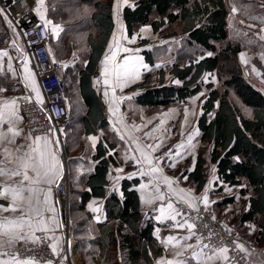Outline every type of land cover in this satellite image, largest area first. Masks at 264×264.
<instances>
[{
	"label": "trees",
	"instance_id": "1",
	"mask_svg": "<svg viewBox=\"0 0 264 264\" xmlns=\"http://www.w3.org/2000/svg\"><path fill=\"white\" fill-rule=\"evenodd\" d=\"M235 1L250 4L248 0ZM45 6L47 19L59 31V37L54 41L51 27L47 24L54 58L59 60L58 56H66L72 49L85 46L83 63L70 62L66 67L62 64L69 114V84L66 76L71 68L74 70L78 67L72 74L76 73L77 92L83 105L81 133L87 136L98 134L101 129L105 131L94 149L89 146L92 150L88 152L95 164L87 173H83L82 189L75 191L79 184L74 185L77 215L71 222L82 263L154 264L163 249L153 234L154 221L143 216L140 209L139 194L134 188L139 179L124 178L120 191H109L107 188L109 168L118 164L117 151L110 152L115 148L116 141L109 136L105 104L92 80L98 73L99 63L115 29L113 2L45 0ZM230 12V0H134L132 4L125 5L122 16L128 36H133L142 26H150L154 33L163 37L181 35V42L184 43L178 47L175 60L168 65V83L165 68L154 67L153 51L143 50L153 70L145 72L143 81L131 88H140L135 94V100L146 107L185 102L207 89L197 122L200 138L211 143L209 160L215 164L218 178L230 186L241 185V195L249 193V209L242 213L236 226L241 229L243 222H253L258 229L252 239L255 244H262L264 93L241 71L239 54L245 43L242 36L230 35ZM81 34L84 39H81ZM8 37L10 30L0 14V49ZM142 42L147 44L149 40L143 39ZM185 46L195 49L190 56L183 51ZM209 52L213 55L208 56ZM201 56L203 59H200ZM217 72L223 75L221 88L210 79L205 80L207 74ZM175 80L181 83L176 84ZM0 83L3 85L4 82L0 80ZM71 159H74V155ZM82 159L77 160L82 164L87 162ZM206 161L198 155L194 169L188 172V181L196 189L204 186ZM91 197L104 199L106 214L104 221L93 226L89 225L93 219L92 213L86 207ZM233 200L234 197H229L224 201Z\"/></svg>",
	"mask_w": 264,
	"mask_h": 264
},
{
	"label": "crops",
	"instance_id": "2",
	"mask_svg": "<svg viewBox=\"0 0 264 264\" xmlns=\"http://www.w3.org/2000/svg\"><path fill=\"white\" fill-rule=\"evenodd\" d=\"M248 1L250 2V4L244 5L243 2L230 0L231 12L228 18V23L230 29V17L234 15L239 18L238 21L240 23H238L236 27L240 26L239 28H237V30L240 31L236 33L237 35H240L244 38L246 49L248 48L255 51L254 50L255 43L257 44V40L252 41L250 38H253V36L255 37V39L257 38V35L253 30V26L258 27L259 29H262V31H264V23H261V21H264V19L261 20L259 18V15L261 16L262 14H264V0H248ZM43 5L45 6V0ZM125 5L127 4L122 5L121 14L123 11V7ZM123 23H124L123 28L126 31V25L124 20ZM246 30L249 32H247ZM113 40L114 38L112 34L106 46L105 53L99 63L98 73H96V75L93 77L92 80L93 86L95 87L96 91L101 95V98L105 104V114L108 120L107 128L109 129V131L113 132V134L116 136L114 139V141H116V146L114 149H111L110 152L114 153L115 151H117V156L120 157L121 159L120 162V160L117 158L118 164H113L109 168V171L107 173V178L109 180V184L107 186L108 190L120 191V184L124 178L139 179V182L136 185H134V188L137 190L139 194L140 209L143 212V216H145L147 219H152L154 221L153 234L163 249L162 252L154 260V264H169V261H171V264H177V262L180 260H186L187 264H230L227 259L209 260L207 256L205 257L193 256L194 250L196 252H199L203 248L200 246L199 241L195 235H193L190 240L185 241L183 239L184 236L189 235V230L186 226L183 228L175 226L177 222L184 223L185 220H188L186 215L180 208L183 201L177 202V193L179 192L180 189H184L185 201H191L195 203L197 202V200L202 201V199L199 198L202 197L205 189H208L209 204L212 205V207H214V209H216L218 213H220V215L224 216L226 214L227 216L226 219H228L229 222L232 223H236L235 221H233L234 218L236 219V221H238L241 218L242 213L249 209V193L241 195L239 194V189L241 185L230 186L218 178L216 166L215 164H212L209 160V151H210L211 143L207 140H202L200 138V130L196 122L193 131L190 132L186 131L183 133L181 132L177 134L175 138L171 137V139L173 140L176 139L175 147H177V150H175L171 154V156L167 159L168 163L166 162L164 164H161L162 159L160 161L161 163H159L162 172L157 173V175L168 177L170 180L173 181L171 188H169V186L166 183H164L163 180L159 181V187L161 193L164 194L165 199L163 201L154 199L152 203L145 202L149 196L155 195L154 184H156L157 181L153 180L152 176H142L140 174L141 168L142 167L147 168L148 165L146 163L143 165L138 164L136 163V159H133V157L140 158L139 157L140 155L136 153L135 143L133 142L131 143L130 139L126 141V137H127L126 114H125L126 112L122 110L123 106L122 105L119 106L120 107L119 111L116 114H112L111 118H109L107 109L113 106V104L110 103L112 99V93L110 91L108 97H105L103 95L105 85L103 83L104 76H102L101 73L107 72L109 74V78L111 81V78L114 75L115 70H117L115 64L116 53L113 50L114 49ZM261 40H263L264 42V39ZM251 50L249 52H251L252 54L253 51ZM244 51L245 49L243 50V52ZM241 53L242 51L240 52V54ZM29 63L30 64L27 66L30 67V70L26 68L24 63H22L20 73H22L24 81H26L36 93L38 91L41 94L40 86L38 89L36 85L32 84L33 82L31 79L32 78L31 74H34L36 81L37 78L34 70L32 69L30 59H29ZM111 71H113V74L111 73ZM253 74L259 80L260 85L258 86L253 81H251L250 79L249 80L253 82L256 85V87L261 89L264 93V68L261 69L258 74L256 72H254ZM122 86L123 88H126V83H124ZM118 92H116V96H118L117 95L119 94ZM18 97L19 95L18 93H15V89L13 92H10L9 94H7L6 92H0V108L4 107L5 101L9 102L8 106L14 108L17 112V117L12 124L13 131L20 130V135L15 137L13 144H7V142L3 141V139L0 138V169L15 170L18 166V161H17L18 153L16 152V148L26 144H32L35 140V137H32L24 126L23 117L19 112ZM13 100H15V104L11 103V101ZM121 116L123 117L124 120L122 123L120 122ZM8 127H9L8 124H4L2 130L6 132ZM102 134H104L103 129H101L98 134L87 135L89 144L93 149L96 147ZM93 136L97 137L95 143L89 139V137H93ZM121 136L124 137L123 140L120 139ZM160 138L161 137H159L158 139ZM49 139L50 141H52L49 147L53 151L56 161L60 165V170L58 173V179L56 180L55 184L51 186V193L49 195V203L53 207L54 211L50 213H46L45 216L46 217L52 216L54 218V222L57 225H59L55 233L48 232L50 238V245H52L53 243H56L58 245V254H53L54 259H46L40 261L22 258V257H19V259L21 261L30 260L31 264H46V262L49 260H51L53 264H83L80 256V249H79L80 247L77 240L74 237L73 229L70 230L69 228L66 230L62 209L59 202L57 185L63 181L66 173L63 166L64 153L59 144H56L55 141H53L50 137ZM183 140H186L185 141L186 146H189L190 150H192V153L193 151L195 153V158H193L191 160V164L187 166L182 163L183 159L181 158L182 155H180L181 149H179L181 148L179 147V145L183 142ZM165 142L166 141H163L162 139L158 141L159 144L162 143L165 144ZM128 147H131L130 151H132V157L129 156L128 159H126L127 157L126 148ZM5 148L8 149L7 152H5ZM25 150L26 149H21V151H25ZM148 154H149L148 156L151 157L149 151ZM198 155H201L207 160L206 163L204 164V171L206 172L204 178L205 182H204V186L201 189H196V186L188 181V172H191L194 169ZM152 160H153V164L157 163L154 162V158H152ZM82 161H87V160L82 159ZM91 162H92V166L90 169H92L93 165L95 164L94 161ZM126 163L128 164L127 166ZM84 164H88V163L84 162ZM29 175L30 176L32 175L30 170H29ZM21 179L22 177L11 176V175H0V204H3L5 207H8L12 203V197L10 195L8 200H4L3 195L9 186H15L16 183ZM150 181L152 182L150 183ZM229 197H234V200L232 202H225L224 200H226ZM169 199L173 203L174 207L179 209L183 214L182 216H177L176 220H171L169 218L170 215L174 214L172 210L167 208V203L169 202ZM16 204L21 209L24 210H27L29 207L26 197L17 198ZM162 205L164 206L163 215H161V212L159 211ZM86 207L92 213V218H93L92 220L94 224L105 220L106 214L104 211L103 198L91 197L87 201ZM20 215H21L20 211H16V212L0 211V216L11 218L13 216L18 217ZM157 217H160V219H157ZM258 218H260V215H258ZM30 223H31V227H25L23 229L17 230V234L21 237V239L19 240L24 239L23 237L25 236H27L28 239H35L36 233L43 229V225H40L38 223V218L31 219ZM241 229L243 230L242 232L248 235L250 239L249 244L244 245L243 247L249 250L251 257L254 260L264 264V242L262 244H255L254 240L252 239L253 235L258 229L257 226L253 222L246 221L243 222ZM53 235H55L59 239L53 240L52 239ZM171 236H174L177 239L170 240L169 237ZM189 244H191L193 247L189 248L188 247ZM8 250L10 251V249ZM203 251L208 255L212 254L211 250L203 249ZM176 253H181L182 255L178 256L176 255ZM222 255L227 257L226 253H223ZM4 259H9V257L0 256V260H4ZM9 264H11V260H9Z\"/></svg>",
	"mask_w": 264,
	"mask_h": 264
},
{
	"label": "rangeland",
	"instance_id": "3",
	"mask_svg": "<svg viewBox=\"0 0 264 264\" xmlns=\"http://www.w3.org/2000/svg\"><path fill=\"white\" fill-rule=\"evenodd\" d=\"M113 2V14L115 18V31L113 33V50L116 53V60L115 64L117 69L121 68L125 63V58H127V63L129 65H137L139 67L140 75L138 78H135L132 82L126 83V88H123V92L120 91V89H116L117 97L125 96V97H131L130 100H124L122 102L118 101L116 104H114L112 107L120 109L119 106H123L122 110L126 113V129H127V137L126 141L128 139L131 140V143H135V147L137 149V146L140 147L141 151L144 155L148 156V151L152 158H154V162L156 161V157H161V153L163 151L168 152V156L164 159H162V163L164 164L167 162V159L171 156V154L177 150V147H175L176 139H171V137L175 138L177 134L183 133V132H190L194 130V126L196 125V122H198V118L202 112V103L205 99L207 89H203L198 94L194 95L193 97H190L185 102H179L175 104H170L167 106H153V107H146L143 105H140L135 100V94L140 91L139 87L131 88L133 85H136L143 81L144 73L150 70H153L152 66L147 63L145 56L143 54V50L148 49L153 51L154 54V60H155V68L156 65H160L159 67L165 68L166 75H167V83L170 82V75L168 74L169 71V64L172 63L176 55L175 53L178 50V47L183 43L181 42V35H176L173 37H163L161 35H158L157 33H154L151 30L150 26H142L140 27L137 32L133 36H128L127 30H124V23L122 19L121 14V8L122 5L125 4L123 0H111ZM134 0H128L127 4H132ZM241 9V7H240ZM243 10V9H242ZM47 8L44 5H41L38 0V5L36 7V13L40 16V18L51 27L52 37L55 41L59 37V31L57 29V26L53 25L51 21H49L46 17ZM264 15V14H262ZM260 16L259 18L261 20L264 19V16ZM43 17V18H42ZM238 17L232 15L230 17V35L236 36L237 33L240 30H237L240 26L236 27L238 23ZM9 28V24L7 26ZM11 27V26H10ZM143 29V31H141ZM172 29H178L177 27H172ZM10 30V37H8L5 42L4 46L0 49V80H2V83H0L1 87L5 89L7 94L10 92H13L15 89V93H18L20 95L23 92V87L21 86L20 82L24 80L22 73H20L21 70V64L24 63L27 69L30 70L29 65V59L31 61L30 56L28 55V52L25 48V44L23 41V38L21 34L15 30L13 27L9 28ZM253 30L255 34L257 35V38L253 36V38H250L252 41L257 40V44L255 43V51L251 49H246L242 53L245 54V60H241V56L239 54V61H240V68L243 74L253 81L256 85H260L259 80L254 76V72L257 74L260 72L261 69L264 68V42L261 40V35L264 36V31L262 29H259L258 27L253 26ZM247 31V30H246ZM249 32V31H247ZM77 37H80L78 35ZM81 39H84V35L81 34ZM143 39H148L149 43L144 44L142 41ZM195 49L190 47H183V51H185L187 56H190L192 52ZM253 51L251 52L249 51ZM7 52L8 56H3V53ZM85 46H83L81 49L74 48L71 50L70 53H68L66 56L63 54L62 56H58L59 60L62 62V64L66 67L70 62H79L80 64L83 63L84 57H85ZM61 57V58H60ZM140 61L143 63H146L148 65V68L145 69L143 67H140ZM77 62V63H78ZM76 63V64H77ZM20 67V68H19ZM76 68V69H75ZM74 70L69 71L68 75L66 76L67 82L69 84V90L67 92V95L70 100V114L68 118V122L63 125L58 130V134H56V138L59 140V145L63 150L64 153V170L65 173V189H66V202H65V209H64V215L65 218H67L68 228L73 229L72 226V218H74L77 215L76 208L77 206L75 204V199L77 197V194L74 193V187L75 191L76 189H82V181H83V173H87L88 170L91 168V161H95L91 158V150L90 144L88 141V137L81 133L82 130V117H83V105L82 102L78 96L77 87H76V73H73V71H77L78 67H75ZM111 68V67H110ZM255 68L256 71H252V69ZM33 69V68H32ZM111 70V69H110ZM33 72V71H32ZM113 74V71H111ZM222 73L217 72L213 73L212 75L207 74L205 76V80H213L215 86L218 88H221L222 86ZM32 84L36 85L39 89V85L34 77V74H31ZM27 78V77H26ZM154 78V77H153ZM110 79V78H109ZM155 79V78H154ZM111 82V81H110ZM9 84V87H7ZM29 86V84H28ZM30 87V86H29ZM31 88V87H30ZM111 90H109L110 93ZM203 93L204 95H201ZM185 109H187V119H185ZM109 118H111L113 112H110L109 109H107ZM117 113V112H116ZM115 113V114H116ZM123 117H120V122L122 123ZM161 121L163 123H161ZM146 125V127L144 126ZM135 126H140L139 130ZM103 133L105 134V131L103 129ZM110 137L112 139H115V135L113 132H109ZM107 133V134H109ZM145 133H151V136H145ZM103 135V134H102ZM44 136V135H41ZM163 136V137H162ZM163 141H166L165 144H159L158 141L160 139ZM178 137V136H177ZM158 139V140H157ZM186 140H183L181 143L184 145V147H181L180 155H182V163L187 165L191 164V160L195 158V153L192 150H190L189 146H186L185 143ZM147 144H159L160 147L155 152L152 151V149L147 148L145 145ZM180 144V145H181ZM179 145V146H180ZM90 146V147H89ZM23 149V148H22ZM87 149V150H86ZM131 147L126 148V159L128 157H132V151H130ZM171 150V151H170ZM89 151V152H88ZM141 151H137L136 153L140 155L141 157ZM140 153V154H139ZM74 155V159H71V156ZM191 155V157H190ZM150 157V156H149ZM78 158H84L87 160L88 164H82L80 161L78 162ZM117 158L120 160V157L117 156ZM168 163V162H167ZM128 164L126 163V166ZM78 183L79 185H76ZM76 185V186H74ZM188 185V184H187ZM196 203V202H195ZM214 209V207H213ZM215 213L219 216L227 218L226 214L220 215L216 209H214ZM228 220V219H226ZM232 220V219H231ZM229 221V220H228ZM233 221L235 225H237V221L234 218ZM89 225L93 226L94 222L93 220L90 222ZM240 229V228H239ZM241 231H243L241 229ZM243 233V232H242ZM23 240H19L15 244L21 243ZM11 249V248H10Z\"/></svg>",
	"mask_w": 264,
	"mask_h": 264
},
{
	"label": "built area",
	"instance_id": "4",
	"mask_svg": "<svg viewBox=\"0 0 264 264\" xmlns=\"http://www.w3.org/2000/svg\"><path fill=\"white\" fill-rule=\"evenodd\" d=\"M37 5L38 0H0L1 15L7 26L9 24V28L13 27L21 34L41 90V94L37 96L26 81L20 82L23 92L18 97V106L24 126L32 137L47 135L56 141L59 128L65 125L69 118L66 82L62 76V63L54 58L51 52L48 25L36 13ZM40 100L43 103H40ZM165 153L168 152L161 153L163 159L166 158ZM64 185L65 179L57 185V189L67 230L69 228L64 215L67 194ZM195 207L200 209L199 213L189 208L187 202L180 206L190 223H193L190 217H196L192 230L202 248L205 244L209 245L205 250H211L213 247L227 248V260L230 264H263L254 260L249 250L243 247L249 244V236L242 233L234 223L217 215L210 204L205 210L201 200H197ZM48 232L40 230L35 239L23 240L15 244L10 251L22 258L34 257L36 261L54 259Z\"/></svg>",
	"mask_w": 264,
	"mask_h": 264
},
{
	"label": "snow or ice",
	"instance_id": "5",
	"mask_svg": "<svg viewBox=\"0 0 264 264\" xmlns=\"http://www.w3.org/2000/svg\"><path fill=\"white\" fill-rule=\"evenodd\" d=\"M125 4L128 3V0H123ZM39 3L43 5L44 0H39ZM0 14H2V10H0ZM43 18V17H42ZM11 23V21H10ZM261 23H264V21H261ZM199 27V25H197ZM143 31V29H141ZM261 39H264V36L260 37ZM208 56H212L213 53L209 52L207 53ZM3 56H8L7 52L3 53ZM241 60H245V54L241 53ZM200 59H203V56L200 57ZM264 59V57H262ZM198 62V61H197ZM140 67H143L145 69L148 68V65L146 63H143L140 61L139 64ZM160 65H156V67H159ZM252 71H256L255 68L252 69ZM102 76H104L103 83L105 85L103 95L105 97L109 96V90H111L112 93V99L111 104H116L118 101L122 102L124 100H130L131 97H125V96H116V89H120L121 92H123V84L124 83H130L135 78H138L140 75L139 67L137 65H129L127 63V58H125L124 65L115 70L114 75L111 78V82L109 79V74L107 72L101 73ZM176 84H180L181 81L175 80ZM5 91L4 88L0 87V92ZM37 96L40 95V93L37 91ZM201 95H204L201 93ZM7 101L4 102V107L0 108V138L3 139V141L7 142V144H13L14 139L16 136L20 135V130L13 131L12 124L15 121L17 117V112L14 108H11L8 106ZM12 104H15V100L11 101ZM40 103H43L42 100H40ZM110 112H113L114 114L119 111L118 108L110 107ZM187 109H185V119H187ZM161 123H163L161 121ZM8 124L9 127L7 131H3V125ZM146 127V125H144ZM137 130H139L140 126H135ZM145 136H151V133H145ZM90 140H92L94 143L97 140V137H89ZM121 140L124 139L123 136L120 137ZM52 143L50 141L48 136H37L35 137V140L32 144H26L23 146H19L16 148L17 155V161L18 166L15 170H7V169H0V175H11V176H17L22 177L20 181L16 183L15 186H9L6 190V192L3 195L4 200L9 199V195L12 197V203L5 207L3 204H0V211L3 212H16L20 211L21 215L16 217H5L0 216V256H6L9 257V259L0 260V264H9V260H11V264H31L30 260H24L21 261L19 259V256L17 253L11 252L8 249L15 246V243L21 239V237L17 234V230L23 229L25 227H31V219L38 218V223L40 225H43L44 231H49L52 233H55L57 225L54 222V218L52 216L46 217V213L53 212L54 209L49 203V195L51 193V186L55 184L56 180L58 179V173L60 170V165L56 161L55 155L53 151L50 149L49 145ZM56 144H59V140L57 139L55 141ZM94 146V144H93ZM147 148L152 149L153 152H155L157 149H159L160 145L156 144H147L145 145ZM179 147H184V145H180ZM26 149L25 151H21V149ZM137 151H141L140 147L137 146ZM8 149L5 148V152H7ZM171 151V150H170ZM168 153L164 154V157H167ZM136 163L138 164H147V168H141L140 174L142 176H152L153 180L157 181L156 184H154V196H149L148 199L145 201L146 203H152L154 199L163 201L165 199V196L163 193H161L160 187H159V181L163 180L164 183H166L169 188H171V185L173 183L172 180H170L168 177L157 175V173H161L162 169L159 166V163L162 157H156L157 163L153 164V160L151 157L146 156L141 151V157L135 158ZM235 159L239 160V157H236ZM174 166V165H171ZM29 170L31 171L32 175H29ZM122 171V170H120ZM27 182V183H25ZM152 181H150L151 183ZM47 186V187H46ZM143 187V186H142ZM190 191V190H189ZM185 190L180 189L177 193V202H187L189 208H193L197 213H199L200 209L195 207V203L191 201H185L184 196ZM26 197L28 201V209L24 210L21 209L16 204V199ZM199 199H202L204 208L207 210L209 206V199H208V189H205L202 197ZM214 203V202H213ZM167 208L172 210L174 214L170 215L171 220H176L177 216H182V212L175 208L171 200L169 199V202L167 203ZM161 212V215L164 213V206L162 205L159 209ZM27 217V219H26ZM157 219H160V217H157ZM190 219L193 221V223H189L188 220H185L184 223H179L175 225L176 227H187L189 230V235H186L183 237L185 241L190 240L193 235H195L194 232H192V229L194 228V221L196 217H190ZM212 219L214 220L215 217L213 216ZM207 227V225H205ZM211 235V233H210ZM26 241L28 239L27 236L23 237ZM53 240H58L59 238L53 235ZM170 240L177 239L174 236L169 237ZM52 249L53 254H58V245L56 243H53L50 245ZM189 248H192L193 246L191 244L188 245ZM209 248L208 244L203 245V249ZM201 249V251L196 252L193 251L194 257H205L209 260L211 259H227L226 256L222 255L223 253L227 252V248L221 247L220 249H216L213 247L211 249L212 254L208 255ZM176 255H182L181 253H176ZM34 260V257L32 258ZM46 264H53L51 260L47 261ZM169 264H171V261H169ZM177 264H187L186 260H180L177 262Z\"/></svg>",
	"mask_w": 264,
	"mask_h": 264
},
{
	"label": "bare ground",
	"instance_id": "6",
	"mask_svg": "<svg viewBox=\"0 0 264 264\" xmlns=\"http://www.w3.org/2000/svg\"><path fill=\"white\" fill-rule=\"evenodd\" d=\"M73 240V239H72Z\"/></svg>",
	"mask_w": 264,
	"mask_h": 264
}]
</instances>
